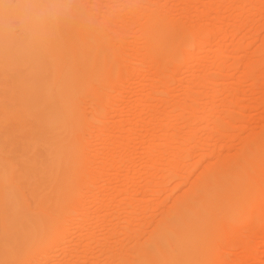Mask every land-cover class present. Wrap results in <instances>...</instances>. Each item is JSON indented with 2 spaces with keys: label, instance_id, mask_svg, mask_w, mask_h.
Listing matches in <instances>:
<instances>
[{
  "label": "bare ground",
  "instance_id": "6f19581e",
  "mask_svg": "<svg viewBox=\"0 0 264 264\" xmlns=\"http://www.w3.org/2000/svg\"><path fill=\"white\" fill-rule=\"evenodd\" d=\"M202 1L172 0L168 8L165 0H0V42L11 52L2 66L14 69L18 98L12 115L0 118V125L12 121L19 130L20 142H15L19 154L13 158L22 168L8 158L12 143L9 135H4L5 157L0 163L1 264L6 259L26 262L37 240V228L46 224L56 228L49 244L76 233L74 240H66L69 246L64 247L67 252L59 263L49 258L54 255L52 249L40 250L46 257L45 261L42 258L44 262L54 260L50 264H193L205 258L207 247L220 232L229 241L226 245L238 247V254H242L240 258L219 255L222 263H261L264 250L257 249L259 242L253 237H261L264 247V123L257 131L241 127L243 132L248 131L240 143L236 142L237 147L232 144L236 136L228 128L231 121L240 119L236 116L241 105L238 95L246 92L240 83L249 81L253 88L264 86V34L256 36L254 51L239 53L250 32L246 27L253 24L254 16L249 20L248 12L254 9L258 22L264 21L260 18L264 0ZM65 4L73 10L68 18L77 24L84 82L81 88L79 83L69 82L68 67L61 57ZM192 7L202 8L197 19L188 16ZM170 9L176 14L168 17ZM192 17L198 22L188 27L184 22ZM16 25L23 31L22 45L11 43L10 30ZM259 29L255 26L254 30ZM240 30L244 35L236 39ZM218 37L228 41L226 53L214 59L212 71L206 69L208 73L196 68L202 71L196 74V69L189 67L190 74L184 79L187 95L177 100L170 93L175 99L171 102L166 89L169 74L175 69L172 62L187 63L196 58L202 63L204 53L217 48ZM232 53H239V60L245 62L241 60L244 63L238 65L240 61L228 57L234 60L227 63ZM127 60H137L134 63L138 65L124 66ZM223 68L225 72L220 75ZM149 70L155 73L153 83H149ZM234 71L240 75L236 86H231V80L229 86L214 84L219 75L226 81L234 78ZM122 82L132 98L124 108H134L130 111L135 113L124 123L110 124L105 118L117 103L112 101L110 91ZM135 83L142 88L149 86L147 92L131 90L130 85ZM199 86L209 90H202V103L196 107L193 103L198 96L193 90ZM120 93L123 96L124 92ZM156 93L164 95L158 94L164 97L159 100L161 104H153ZM221 95L216 103L214 98ZM77 96L84 99L78 109ZM252 103L259 118L264 117V96ZM85 134L91 141L92 137L97 139L99 150L93 152ZM232 145L234 153H224ZM191 155L197 158L190 163L187 160ZM76 156L81 158L78 164ZM186 161L192 164L191 170L183 167L187 173L182 174L189 178L176 179V183L187 184L178 188L179 193L177 190L168 206L167 185L172 180L175 183L179 168L188 167ZM193 168L198 173L190 178ZM254 183L256 196L250 206L255 210L250 209L251 217L243 219ZM148 195L157 200L154 205L159 209V217L154 223L151 220L152 224V215L144 214L148 204H140ZM96 203L98 206L89 213L87 207ZM61 205L64 210L60 212ZM145 219L151 225L148 231L141 229ZM248 219L254 222L244 235L242 224ZM64 226L65 234L60 231Z\"/></svg>",
  "mask_w": 264,
  "mask_h": 264
},
{
  "label": "rangeland",
  "instance_id": "374dc122",
  "mask_svg": "<svg viewBox=\"0 0 264 264\" xmlns=\"http://www.w3.org/2000/svg\"><path fill=\"white\" fill-rule=\"evenodd\" d=\"M161 3H164V0H159ZM166 2L165 3H167L168 5V8H170L171 7V4L169 3V2H171L172 0H165ZM204 1H206V0H203L202 2H204ZM226 1V0H225ZM228 1V0H227ZM200 4H201V2H200ZM169 5H170V7H169ZM203 5H205V3H202V7H203ZM200 7H201V5H200ZM198 8V7H192L191 9L189 8L188 9V11L189 10H191V11H189L191 14H189L188 16H196V19H197V17L199 16H197V14H200L201 13V10L200 9H202V8ZM247 7V5H245V8ZM173 8V7H172ZM195 8V9H194ZM196 8H198V9H196ZM248 8H250V5H249V7ZM247 9V8H246ZM64 10H65V13H66V19H65V21H64V31H63V36H62V38H63V43H64V48L62 49V55H61V57H62V62L64 63V65L66 66V67H68V73H69V75H70V79H69V82H71V83H74V84H78L79 83V85H78V88H81V85H82V83H84L83 81H82V79H81V75H80V69H81V65H80V55H81V52H80V50L77 48V37H76V28H77V24H76V21H71L70 20V18H68V14H70V12H72L73 10H71L70 8H69V5L68 4H65L64 5ZM224 10V12L225 13H227L228 11L227 10H225V9H223ZM253 10L254 9H251L250 8V12H248V16H254L253 18L255 19V22H254V19H253V24H251L250 22H248V26L246 27V29L248 28L249 29V31L251 32H247L246 30H244L245 32H247L246 33V35H245V37L247 38V41L245 42L246 43V46L245 45H243L242 47L244 48L245 47V49H243V48H241V49H239V53H240V55L241 54H243V52L245 51V52H248V53H251L252 51H254V49L256 48V44L258 43V40H257V35H259V36H262L263 34H264V21L262 22L261 20H260V23L258 22V17H259V15L257 16L256 14H255V12H253ZM227 11V12H226ZM252 11V12H251ZM187 12V11H186ZM200 12V13H199ZM224 12L222 13V11H221V13L222 14H224ZM230 12V11H229ZM228 12V13H229ZM168 15L166 14V16H171V14L170 13H173V15L172 16H174L176 13H175V11H173V12H171V9H170V12H169V10H168ZM175 13V14H174ZM188 13V12H187ZM217 13V12H216ZM231 13V12H230ZM251 13V14H250ZM253 13L256 15H253ZM183 14H185L184 12H183ZM218 14V13H217ZM217 14H215V12H214V14L213 15H217ZM187 15V14H186ZM201 15V14H200ZM226 15H230V14H226ZM247 16V18L249 19V20H252L251 19V16L250 17H248ZM261 16V15H260ZM261 19H264V13H262V16L260 17ZM259 18V19H260ZM191 19V18H190ZM187 20L188 22H184V23H186V25H188V27L190 26V25H192L193 26V24L195 23V21H196V19H195V17L193 18L192 17V20ZM239 21V20H238ZM238 21L236 20L235 22H237L238 23ZM241 21H242V19H241ZM256 21H257V23H256ZM196 22H198V21H196ZM240 22V21H239ZM262 22V23H261ZM254 23H255V25H254ZM196 24V23H195ZM258 24V25H257ZM251 25H253V27L254 28H252V26ZM255 26H256V30H258V28L259 27H261V30L258 32V31H255L254 29H255ZM191 27V26H190ZM243 31V32H244ZM258 34H257V33ZM135 35H138V33L136 32L135 33ZM242 35H244L243 33H242V31L240 30L239 32H237L236 34H235V38L236 39H239ZM10 36H11V38H12V42L11 43H13L14 45H22L23 43H24V41H25V38H24V35H23V31H22V29H21V25H16V26H12V29L10 30ZM246 38H245V40H246ZM128 39V38H127ZM226 46H228V41H226V40H222V37H218L217 38V48H215L214 50H210V52L208 51V53H204L205 55H206V58L203 60V62L202 63H198V61L196 60V58H194V60H191V61H188L187 63H183L181 60H175L174 62H172V64L175 66V69H174V71H171L170 72V74H169V83L167 84L168 85V89H166V90H169V91H167V92H169V96H170V93H171V95H172V97H174V98H177V100L178 99H180V100H182L186 95H187V93H188V91H187V89H186V86H185V80L187 79L186 77H188V75L190 74V71L188 70V69H190L189 67H193V70L194 69H202L203 70V72L202 71H200V73L198 72L199 70H194V73H196V74H201V72L204 74L205 73V71H206V73H208V70L209 71H212V64L214 63L213 61H214V59H217L218 57L217 56H221V54H225L226 52H225V48H226ZM128 53L129 52H133V50L132 51H130V50H126ZM222 52H225V53H222ZM244 52V53H245ZM193 53L196 55V54H198V52H197V50H193ZM201 53H203V52H201ZM221 53V54H220ZM239 53H237L236 54V56H234L235 55V53L233 54H231V56H227V58L226 59H228V57L229 58H231V57H235V61L237 60V62L238 61H240V62H238V65H242V63H244L245 61L243 60V59H241L240 58V60H239ZM220 54V55H219ZM250 55V54H249ZM6 57V58H5ZM10 57H11V52L8 50V48H7V46H5L3 43H1L0 42V118H2V117H4V116H10V115H12V112H13V109L14 108H16L17 106H16V102H17V100H18V98H16L17 97V95H16V93H15V81H16V73H14V69H11V66H8V65H6V66H2L3 65V63H4V58H5V60L7 59V58H9L10 59ZM217 57V58H216ZM232 60H234V58L232 59ZM232 60H229L228 59V61H226L227 63L228 62H230V61H232ZM244 61V62H242V61ZM137 60H132L131 61V63L130 62H128V60L127 61H124L123 62V65L124 66H132V65H138V64H136V63H138V61L136 62ZM134 62H136V63H134ZM227 63H223L224 65L225 64H227ZM241 63V64H240ZM126 64H128V65H126ZM223 65V66H224ZM150 69H152V68H150ZM206 69H208V70H206ZM211 69V70H210ZM197 71V72H196ZM149 73H147V75L151 78V80H150V82L149 83H153L154 81H155V73H154V71L153 70H149L148 71ZM225 72V68H223V72L221 71L220 72V75H221V73H222V75H223V73ZM234 73V75H233V77L235 78H229V79H227V81H226V79L224 78V76H220L219 75V78H216V80H214V82L216 81V83H214V84H218L217 86L219 87H221V86H223L222 84H224V83H226L225 85H227V86H229L228 85V83L230 82H232V85L231 86H236L237 85V81H236V79H237V77H238V75H239V73H238V71H234L233 72ZM159 76L161 77V76H163L162 74H159ZM240 76V75H239ZM221 77V78H220ZM222 77H223V79H222ZM185 79V80H184ZM223 80H225V82L223 81ZM229 80H231V81H229ZM157 81V80H156ZM229 81V82H228ZM228 82V83H227ZM122 85H120V86H118L116 89H112L111 91H110V95H111V98H112V101L114 100L115 102H117V103H114V104H116V105H114L115 107L113 108V110H112V112H111V115H109L108 117H106L105 118V120H106V122H110V124L113 122V123H124V121H126L127 120V118H129L128 116L129 115H132V112L133 111H130V109L128 110V111H130V112H128L127 111V109H125L124 108V106H127V104L129 103L130 104V102H131V95H130V93H129V87H127V85L125 84V82H122L121 83ZM214 84H212V85H214ZM219 84H221V85H219ZM248 84H250L249 83V81H242V84L240 83V87H241V89H243V91H246L245 93H243V92H241L240 91V93H239V95H238V97H239V102H238V106L240 105V107L238 108V110L240 111V112H237L236 114V116L238 117V118H240V119H235L236 121H231L229 124H230V127L228 128V132L229 133H232V134H234L235 136H236V139H234L235 138V136H233L232 137V139L231 140H233L234 139V141H232V142H230V144L232 143V144H234V146L235 147H237L236 146V144L237 143H240V140H241V138H243L247 133V131L249 130V128H252V129H254L255 131H257L259 128H260V126L264 123V117H261V118H259V115H258V110L257 109H255V108H253L252 107V105H253V99H257L258 97L259 98H262L263 96H264V86L262 87H257V86H255V87H257V88H253L251 85L249 86ZM215 85V86H216ZM264 85V84H263ZM131 87H130V89L131 90H133V89H138L139 91H140V93L141 92H144V93H146L147 92V90H148V87L149 86H146V87H144V88H142V86H140V85H137L136 83H135V85L133 84V85H130ZM203 88H200V86L197 88H195L194 90H193V94H195V95H197L198 96V98L196 99V101H194V105L196 106V107H199L200 106V104L202 103V97H201V92L203 93V91H206V90H209V89H206V87L205 86H202ZM166 88V87H165ZM250 88V89H249ZM252 89V90H251ZM203 90V91H202ZM247 90H249V91H247ZM119 91V92H118ZM120 92H124V94H123V96H120V95H122ZM195 92V93H194ZM248 92H249V94H248ZM119 93V94H118ZM127 94V95H126ZM157 94V95H156ZM155 95V97H154V100L156 101H153V104L154 103H157L158 104V102H159V100H160V98H164V97H162V96H160V98L158 97L159 95H163V94H160V93H156ZM159 94V95H158ZM246 94V95H245ZM125 95V96H124ZM247 95H249V96H247ZM164 96V95H163ZM168 96V99L169 98H171L172 100H171V102L173 101V100H175L174 98H172L171 96L169 97ZM78 97V96H77ZM166 97V96H165ZM222 97V95L221 96H216L215 98H214V100H216L215 102L216 103H218L219 102V100L218 99H220ZM79 98V97H78ZM157 99V100H156ZM205 99V97H203V100ZM218 100V101H217ZM242 100V101H241ZM66 101V100H65ZM113 101V102H114ZM83 103H84V99H83V97H81V98H79V100L77 101L76 100V103H75V106H77V109L78 108H81L82 106H83ZM160 104L162 103V101H160L159 102ZM170 104V103H169ZM63 105H66V104H63ZM112 106V105H111ZM109 107V106H108ZM159 107H160V105H159ZM161 107H163V106H161ZM245 108V109H244ZM253 108V109H252ZM159 109H161V108H159ZM87 111H89L90 110V107H88L87 109H86ZM131 110H134V108L133 109H131ZM237 110V111H238ZM257 111V112H256ZM133 113H135V112H133ZM239 113H242V114H239ZM240 115H242V116H240ZM258 115V116H257ZM251 116V117H250ZM256 117V118H255ZM259 120H258V119ZM245 119H247V121L245 120ZM1 124V123H0ZM246 124V125H245ZM247 125H249V127L247 126ZM252 125V126H251ZM245 128L244 130H246V129H248L247 131H242L243 129H240V128ZM247 127V128H246ZM13 132V134L12 135H10L8 132ZM19 130L16 128V126L13 124V122L12 121H9V122H7V123H4L3 122V124L2 125H0V163L2 162V158H4L5 157V140H4V138H3V136L4 135H9V137H10V141H11V143H12V150H11V154H10V157H8L9 159H10V161H11V163L12 164H14L16 167H20V170L22 169L21 168V164H20V162H19V160H16V159H14L13 158V156H15L16 158H18L17 157V155L19 154V151H18V147L16 146V144H15V142H20V134H19V132H18ZM78 132H79V130H78ZM92 134H93V132H92ZM199 134V133H198ZM88 135V136H87ZM201 134H199V136H200ZM87 136V138L86 139H88V141L90 142V143H92L91 144V148H92V150H93V152L94 151H97V150H99V148H100V146L98 145V144H96L98 141H97V139L95 140V138H94V140H93V137H92V141L90 140V137L91 136H89V134H85V137ZM138 136V135H137ZM237 136H238V138H237ZM139 137V136H138ZM239 137H240V139H239ZM199 139H203V135L199 138ZM239 141H238V140ZM237 142V143H236ZM228 143V142H227ZM192 144V143H191ZM229 144V145H230ZM238 145V144H237ZM210 146V145H209ZM233 146V145H232ZM234 146L233 147H231L230 146V149L228 150V151H223L224 153H230V154H232V153H234V149H232V148H234ZM211 147V146H210ZM138 154H139V152H138ZM194 155V154H193ZM196 155V154H195ZM12 157V158H11ZM196 158L197 157H195V156H189L188 157V160L187 161H189L190 163L191 162H194L193 161V159L194 160H196ZM190 159V160H189ZM186 161V162H187ZM81 162V158L80 157H78V156H76L75 157V163H80ZM189 162H187V164H188V167H187V165L186 166H182L181 168H179V172L181 173V175H180V173H178V171H177V169H176V173H178V175L180 176H178L177 178H175V183H174V180H172V181H170V185H167V189H169V192H168V190H166L167 191V193L166 194H168V196H169V194H170V197L169 198H167L166 200H165V203H166V205H170V202L172 203V200H173V198H174V196L177 194V190H178V193H179V189L178 188H180V187H182L181 186V183H184V182H181L180 183V181L181 180H183V181H186V178H189L188 176L186 177L185 175H186V173H187V171H185V170H183L184 168L183 167H185V169L187 168V170L189 171V169L191 168V166H190V168H189V165H192V164H190ZM88 165H91L90 163H88ZM92 165H93V163H92ZM191 170V169H190ZM182 171H183V173H184V171H185V175H183L182 174ZM192 172H193V174H192ZM192 172L191 173H189V174H191V175H189L190 176V178H193L194 177V175H196L197 173H198V169H192ZM181 176H184L185 178H181ZM149 178V177H148ZM146 179H147V177H146ZM179 180L180 179V181H179V183L180 184H177L176 182H177V180ZM147 180H149V179H147ZM169 183V182H168ZM174 184H176L175 186H174ZM185 184H187L186 182H185ZM185 184H184V186H185ZM178 185H180V186H178ZM169 186V187H168ZM183 186V187H184ZM252 186V185H251ZM174 187V188H173ZM177 187V188H176ZM175 189V190H174ZM255 189H256V185H255V183L253 184V186H252V189H251V191H250V197H249V202H248V205H247V208H246V210L242 213V218L244 219H246V218H249V217H251V214H252V211H254L255 210V208H251V206H250V204H253V197L255 198ZM175 191V192H174ZM264 197V196H263ZM68 198H69V196L67 195L66 196V198H65V201H64V203L68 200ZM172 198V199H171ZM146 200H143V201H140V204H148L147 205V207H148V209H147V213H144L145 214V216H149L150 214L152 215V218L149 220V219H147V220H149V223L151 222V220H153V223H154V221H156L157 220V218L159 217V216H156V215H158V213L157 212H159V209H157L156 207H155V205L154 204H156V202L155 201H157V200H155L154 201V197L153 196H150V195H148L146 198H145ZM171 200V201H170ZM96 205L98 206V204L96 203V204H94V205H92V204H90L88 207H87V209H88V211H89V213H92L94 210H95V207H96ZM168 205V206H169ZM157 210H156V209ZM60 212L62 211V210H64V206L63 205H61V207H60ZM155 209V210H154ZM252 211H251V210ZM250 210V211H249ZM149 211V212H148ZM156 211V212H155ZM62 216V213L61 214H59V218ZM68 216H70V214L68 215ZM136 216H138V214L136 215ZM147 216V217H148ZM154 217H156V218H154ZM62 218V217H61ZM91 220V219H90ZM90 220H88L87 221V224L90 222ZM145 222H144V224H145V226L143 225L142 227H141V229L143 230V231H148L149 230V228L151 227V225H147V221H146V219L144 220ZM91 222H92V220H91ZM253 222H254V220H251V219H248L247 221H246V223H244V224H242V226L244 227L243 228V230H242V234H244V235H246V233H247V231H246V228H250L251 226H253ZM150 224H152V222L150 223ZM147 225V226H146ZM89 227H91L92 226V224L90 223V225H88ZM150 226V227H149ZM102 226H100L99 228H101ZM134 227H136V226H134ZM62 228V227H61ZM67 229L65 226L62 228V229H60V228H58L57 230H59L60 229V231H62L64 234H65V229ZM40 229V230H39ZM55 227H54V225L53 224H46V225H43V226H40L39 228H37V230H36V242L34 243V245L32 246V249L30 250V257H29V259L28 260H26V262H24V261H21V260H10V259H6V261H5V263H3V264H28L29 262H34V263H29V264H46L47 263V261H49L48 262V264H50V263H52V261H54V260H52V259H55L56 261H54V263H59L60 261H62L63 260V253H66L67 251L66 250H64V249H66V248H64V247H67V246H69V243H67V242H69L68 240H70L71 241V239H75L74 237H76V236H74V235H76V233L72 236L71 235V237L69 238V239H56V240H58V241H56L55 243H53V244H49V242L51 243V242H53V240H51V241H49L50 240V237H51V235H52V233L55 231ZM60 234V233H59ZM62 234V233H61ZM60 234V236L62 237L63 236V234L61 235ZM59 236V237H60ZM65 236V235H64ZM63 236V237H64ZM146 236V234L144 235V236H142V237H145ZM60 237V238H61ZM58 238V237H57ZM259 238H261V237H253V239H254V242H259L260 243V241L262 240H259ZM66 240H67V242H66ZM228 239H227V237H226V235H225V233H222V232H220V233H218L215 237H214V239H213V242L207 247V253H206V255H205V258L201 261H199V262H195V263H193V264H224V263H222L221 262V260H219V259H221L220 258V256L219 255H223L225 258H227L226 256H229L230 255V257H234V256H236L237 258L239 257V256H241L242 257V254H238V253H240V249L238 248V247H233V246H227L226 244H228L229 243V241H227ZM256 240V241H255ZM55 241V240H54ZM228 242V243H227ZM58 243V244H57ZM60 243V244H59ZM256 244L258 247H257V249L260 251V250H264V247H262V244L260 243V244ZM56 244V245H55ZM225 244V245H224ZM62 245V246H61ZM55 246V247H54ZM55 248V249H54ZM62 248H63V250H62ZM45 249H52V251H54V255L53 256H51V257H49V258H52L51 260H47L46 262H44L46 259H44V258H46V257H44L43 258V253L41 254V251L43 252ZM57 249H58V251H57ZM68 249V248H67ZM41 250V251H40ZM62 250V251H61ZM135 250V249H134ZM40 251V252H39ZM57 251V252H56ZM64 251H66V252H64ZM37 252H39L40 253V255H39V253L38 254H36ZM57 254H56V253ZM134 252V251H133ZM53 253V252H52ZM234 254V255H233ZM50 255H52V254H50ZM217 255L219 256L218 258H217ZM63 256V257H62ZM32 257V258H31ZM41 257V258H40ZM53 257H55V258H53ZM1 258V257H0ZM35 258L37 259V260H35ZM42 258L44 259V261L42 260ZM60 258V259H59ZM240 258V257H239ZM31 260V261H30ZM35 260V261H34ZM41 260V261H40ZM59 260V261H58ZM29 261V262H28ZM41 262V263H40ZM42 262H44V263H42ZM260 264H264V251H263V253H262V256H261V260H260ZM0 264H1V261H0ZM95 264H107L106 263V261H104V262H102V261H100V262H96ZM154 264V263H153ZM228 264H230V263H228ZM247 264H252V262L251 261H248L247 262Z\"/></svg>",
  "mask_w": 264,
  "mask_h": 264
}]
</instances>
